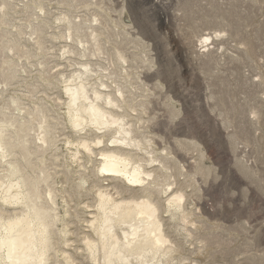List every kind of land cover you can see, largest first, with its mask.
<instances>
[{"label":"rangeland","instance_id":"374dc122","mask_svg":"<svg viewBox=\"0 0 264 264\" xmlns=\"http://www.w3.org/2000/svg\"><path fill=\"white\" fill-rule=\"evenodd\" d=\"M124 1L9 0L11 8L6 10V19L10 22L6 21L11 27L7 25L0 32L12 31L18 40L23 39L31 52L36 48L31 33L41 34L47 42L39 51L42 55L37 58H29L31 53L18 52L24 56L19 59L9 53L12 58L9 65H14L9 72L20 71L21 77L11 80L8 88H4V80L0 77V90L5 89L0 97V112L14 110L9 105L12 98L18 96L26 108L46 106L54 111V115L65 116L69 127L67 107L55 104L58 92L64 93L66 78L72 80L83 71V63L87 60H93L92 69L98 72L111 64L115 69L120 68L115 56L116 42L121 43L120 48L122 46L128 54L131 77L122 71L127 66L122 64V76L128 80L116 82L136 93L137 101L150 100V110L143 115V122L155 119L148 121L146 134L153 140L155 155L163 154L176 160L170 170L175 176L171 181L177 178V181L186 180L187 186L191 185L190 188L183 187L189 195L188 200L192 196L187 201V210L191 213L188 222L183 224L179 218L168 223L171 237L184 249L174 256L173 264H264V0H167V11L172 16L168 27L160 24L158 13L150 3L126 0L125 8ZM22 2H28L27 6ZM85 2L93 5L83 6ZM40 4L45 7V12H40ZM16 5L18 10L15 11ZM35 12L42 19L35 21ZM69 19L81 20L84 25L88 21L87 26L100 24L98 28L105 52L96 58L90 52L87 57H83V52L64 57L63 43L69 34ZM84 31L91 33L88 30L78 32L86 36ZM78 32L75 36L83 37L80 33L77 35ZM209 34L220 35L218 44L223 56L218 55L217 63L201 65L197 63L195 47L200 46L202 36ZM173 37L184 51H176ZM76 43L72 42V46L75 44L82 49L79 42ZM25 70L32 74L28 75ZM37 70L52 76L50 81L55 89L46 85L47 82L44 84ZM92 76L93 86L100 87L97 73ZM103 80L107 81V78ZM125 83L129 84L126 86ZM37 85L41 87L37 88ZM112 86L116 88L115 84ZM63 98L67 97L63 95ZM59 140L56 148L49 152L51 163L62 166L58 188L68 187L66 181L79 184L85 168L73 157L77 139L73 138L74 146L68 144L66 137ZM105 141L111 144L110 138ZM54 155L63 158L56 161ZM86 159L84 164L90 169L88 174L92 179L72 206L79 211L88 209L91 212L96 210L98 183L93 173L98 169ZM66 165H71L72 174ZM182 173L185 176L181 177ZM67 208L60 198L59 209L63 215ZM67 220L73 234L69 236L70 246L66 249L76 253L75 248L84 246L79 235L81 231H88V225L81 223L75 215ZM77 253L83 264H89L83 249Z\"/></svg>","mask_w":264,"mask_h":264},{"label":"bare ground","instance_id":"6f19581e","mask_svg":"<svg viewBox=\"0 0 264 264\" xmlns=\"http://www.w3.org/2000/svg\"><path fill=\"white\" fill-rule=\"evenodd\" d=\"M7 1L1 0L0 3V29L9 26L6 10L11 8V4ZM144 1L150 3L152 9L157 11L162 26L171 25L172 16L167 11V0ZM22 3L25 6L28 4ZM125 4L126 0L122 3L126 8ZM85 5L90 7L93 4L85 2L83 6ZM14 9L18 10V6ZM39 9L40 12H45V7L41 4ZM33 16L36 17L35 21L42 19L36 12ZM87 22L86 26L90 23ZM95 22L98 23L99 20L96 19ZM85 25L81 20H68L69 34L63 43L66 50L63 49L64 57L76 52H83V57H87L86 54L90 52L96 58L105 52L101 40L102 33L98 28L100 24L97 26L92 23L87 27ZM81 30L91 33L84 31L85 36L83 32H78ZM4 32H0V77L4 80V88H8L11 86V80L21 77L20 71L9 72V68L14 66L9 65L12 60L9 53L19 59L24 56L18 52L31 53L32 57L29 58H37L42 55L39 51L41 52L47 41L41 34L31 33L36 46L35 51L31 52L23 43V39L18 40L11 34L12 31ZM76 32L83 37H76ZM219 37V34L201 37L200 46L195 47L194 51L198 64L218 62V55H222V47L219 48L218 44ZM65 38L66 35L63 34L62 39ZM172 39L176 51H184L176 39ZM76 41L82 49L75 45ZM116 44L117 46L115 43L113 45L116 46L115 57L120 68L115 69L111 64L103 72H98L92 69L95 65H92L93 60H87L83 63V71H80L77 77H72V80L66 78L64 93L58 92L55 104L57 107H67L69 127L65 116L54 115V111L46 106L26 108L18 96L12 98L9 105L14 107V110L6 109L5 112H0V264H83V259L80 261L77 255L81 249L85 253V261L88 260L89 264H173L174 256L184 251L171 237L168 223L174 220L176 222L179 218L183 224L188 222L191 213L187 210V201L192 197L188 200L189 195L184 191L188 183H185L186 180L179 182L177 178L171 181L174 175L170 170H173L176 160L169 158L171 156H162L163 154L155 155L153 140L148 136L150 134L146 135L149 130L148 121L153 122L155 119L143 122V115L148 114L150 110V100L146 98L137 101L136 93L120 84L121 79L131 77V65H128L127 52L122 46L120 48L121 43ZM40 64L44 65L43 62ZM122 64L127 65L122 70L125 71V77L121 72ZM42 70H37V73L45 81L44 84L47 82L46 85L55 89L50 81L52 76L46 75ZM94 72L97 73L100 87H94L92 84ZM25 73L32 74L29 70H25ZM104 78H107V81H104ZM118 80L120 83L116 82ZM112 84H115V89ZM39 86L37 85V88ZM4 91L5 89L0 90V97ZM63 95L67 98L64 99ZM138 108L142 110L139 112ZM68 130L72 132L67 133ZM69 133L77 139L73 157L85 171L81 175V183L66 181L68 187L73 186L58 188V179L63 175V170L60 169L61 165L52 164L49 152L56 148L62 136L66 137L68 144L73 145L75 137L68 136ZM105 138H110V145L106 144ZM53 157L60 161V155ZM86 158L98 169L93 173L98 183L96 190L94 189L97 197L96 210L91 212H88V209L79 211L72 206L76 197L82 195L86 183L92 179V175L88 174L90 169L84 164ZM67 169L72 174L71 165H68ZM183 176L185 175L182 173L181 177ZM191 178L193 180V177ZM60 198L68 207L64 215L59 209ZM72 215L88 225V231L80 232L84 246L75 248V251L78 250L76 253L66 249L70 246L69 236L73 234L69 229L67 217ZM87 215H90V218Z\"/></svg>","mask_w":264,"mask_h":264}]
</instances>
